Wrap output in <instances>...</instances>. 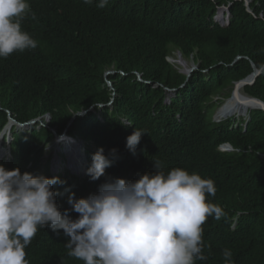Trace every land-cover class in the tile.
Masks as SVG:
<instances>
[{
    "label": "trees",
    "instance_id": "1",
    "mask_svg": "<svg viewBox=\"0 0 264 264\" xmlns=\"http://www.w3.org/2000/svg\"><path fill=\"white\" fill-rule=\"evenodd\" d=\"M250 1L251 11L247 0H109L104 8L99 0H35L22 25L37 48L0 58V133L10 107L20 122L49 114L58 132L93 108L70 133L116 152L86 197L115 179V164L130 181L155 172V162L199 173L214 180L209 200L224 215L203 225L207 259L196 264H225V248L233 264H264V110L245 102L233 111L252 109L246 115L214 121L253 64L260 74L241 92L264 102V0ZM179 52L199 66L190 77L169 61ZM135 128L146 133L133 154L126 141ZM11 136L12 159L1 164L36 174L52 131L39 125ZM68 239L42 230L26 249L30 264H82L67 255Z\"/></svg>",
    "mask_w": 264,
    "mask_h": 264
},
{
    "label": "clouds",
    "instance_id": "2",
    "mask_svg": "<svg viewBox=\"0 0 264 264\" xmlns=\"http://www.w3.org/2000/svg\"><path fill=\"white\" fill-rule=\"evenodd\" d=\"M108 2L99 0L97 7L104 8ZM37 8L35 0H0V58L37 48V40L22 25ZM225 12L229 14V7H221L219 16L229 18ZM178 57L183 59L180 52ZM91 110L76 113L62 132L49 126V114L20 122L13 117L12 107L7 110L9 120L0 133V264H30L26 249L42 230L63 232L69 238L67 255L82 264H196L206 260L203 225L209 217L219 220L224 215L222 207L209 200L217 192L211 178L180 167L165 172L155 162V172L130 181L115 164L109 175L115 179L86 197L88 182L105 175L113 164L110 155L116 152L112 149L106 155L103 147L97 150L70 133L75 120ZM39 125L49 128L53 136L45 145L37 173L1 164L12 159V132L24 134ZM145 133L135 128L127 137L126 147L133 154ZM220 149L233 150L231 145ZM232 255L230 249L223 250L225 264H233Z\"/></svg>",
    "mask_w": 264,
    "mask_h": 264
},
{
    "label": "rangeland",
    "instance_id": "3",
    "mask_svg": "<svg viewBox=\"0 0 264 264\" xmlns=\"http://www.w3.org/2000/svg\"><path fill=\"white\" fill-rule=\"evenodd\" d=\"M221 10H224V9H221ZM169 61H171L175 66H177L178 68H180L183 72H186L187 73V71L191 68V67H194V70L192 71V73L193 72H195V71H197L198 69H199V66H198V64H195V63H193L192 61H190V60H187V59H181V58H179L178 57V53H175V55H173V57H170L169 58ZM112 73H114V72H111V73H109L108 75H110V74H112ZM191 73V74H192ZM234 91V90H233ZM232 93L233 92H231V95H232ZM230 95V96H231ZM225 101H223V103H224ZM222 103V104H223ZM242 102H240V103H234L233 105H229V106H226V107H224V109L221 111V109H219L217 112H216V114H215V116H216V118L217 119H215V120H217V122H219V121H222V120H226V119H228V118H230V117H233L234 115H236L235 113L237 112H234L233 110L235 109V108H237L240 104H241ZM221 104V105H222ZM250 110H252V109H250ZM249 110V111H250ZM248 111V112H249ZM230 112H234V113H232V114H230L229 116H228V118L227 117H225L227 114H229ZM234 114V115H233ZM237 114H240V113H237ZM242 114H244V113H242ZM232 115V116H231ZM219 116H222V117H219ZM225 117V119H221V118H224ZM13 126H15V125H13ZM0 147H2V146H0ZM48 148H50V146L49 147H47V149ZM51 149H53L52 147H51Z\"/></svg>",
    "mask_w": 264,
    "mask_h": 264
},
{
    "label": "bare ground",
    "instance_id": "4",
    "mask_svg": "<svg viewBox=\"0 0 264 264\" xmlns=\"http://www.w3.org/2000/svg\"><path fill=\"white\" fill-rule=\"evenodd\" d=\"M243 87H237L235 90H234V92L232 93V95L229 97V98H227L226 100H225V102L219 107V109H221V111L224 109V107H226V106H229V105H233L234 103H240V102H242V103H245V102H251V103H253V105H254V109H257V103H256V101H255V99H253L252 97H250L247 93V95H245V94H243L242 92H241V89H242ZM245 91V90H244ZM218 109V110H219ZM217 110V111H218ZM240 110V109H239ZM238 111V110H237ZM249 110H244V114H242V113H240V114H242V115H246L247 114V112H248ZM232 113H234V112H232ZM231 113V114H232ZM237 113V112H236ZM230 115V114H229ZM229 115H227V116H225V117H228ZM216 117V116H215ZM219 117H222V116H219ZM225 117L224 118H221V119H225ZM217 119V118H216ZM14 124H11L10 125V127H12Z\"/></svg>",
    "mask_w": 264,
    "mask_h": 264
},
{
    "label": "water",
    "instance_id": "5",
    "mask_svg": "<svg viewBox=\"0 0 264 264\" xmlns=\"http://www.w3.org/2000/svg\"><path fill=\"white\" fill-rule=\"evenodd\" d=\"M248 5H249V2H248ZM181 57V56H180ZM253 68H254V72L248 77V78H246V79H244V80H242V81H239V82H237L236 84H235V89L237 88V87H243V89L245 90V88L248 86V85H253L255 82H256V80H257V78H258V76H259V74H260V71H259V69L257 68V66L255 65V64H253ZM194 70V67H191L189 70H188V72H187V76L188 77H190L191 76V73H192V71ZM234 89V90H235ZM234 92V91H233ZM250 96V95H249ZM250 97H252V96H250ZM253 99H255V101H256V103H257V109H262V110H264V102L263 101H261L260 99H257V98H255V97H252ZM85 113V112H84ZM215 117V116H214ZM216 118V117H215Z\"/></svg>",
    "mask_w": 264,
    "mask_h": 264
}]
</instances>
